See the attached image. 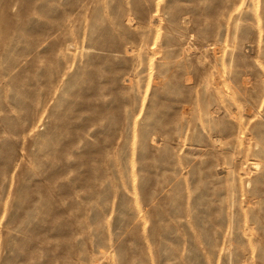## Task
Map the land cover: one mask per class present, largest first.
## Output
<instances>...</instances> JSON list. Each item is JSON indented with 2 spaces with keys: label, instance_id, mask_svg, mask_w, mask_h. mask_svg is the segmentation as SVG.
<instances>
[{
  "label": "rangeland",
  "instance_id": "1",
  "mask_svg": "<svg viewBox=\"0 0 264 264\" xmlns=\"http://www.w3.org/2000/svg\"><path fill=\"white\" fill-rule=\"evenodd\" d=\"M0 264H264V0H0Z\"/></svg>",
  "mask_w": 264,
  "mask_h": 264
}]
</instances>
